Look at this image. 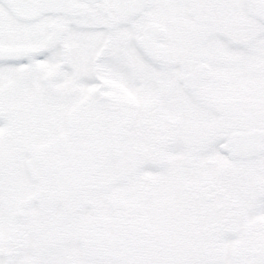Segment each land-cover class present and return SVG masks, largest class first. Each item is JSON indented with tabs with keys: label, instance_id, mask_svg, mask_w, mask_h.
Segmentation results:
<instances>
[{
	"label": "snow or ice",
	"instance_id": "snow-or-ice-1",
	"mask_svg": "<svg viewBox=\"0 0 264 264\" xmlns=\"http://www.w3.org/2000/svg\"><path fill=\"white\" fill-rule=\"evenodd\" d=\"M0 264H264V0H0Z\"/></svg>",
	"mask_w": 264,
	"mask_h": 264
}]
</instances>
